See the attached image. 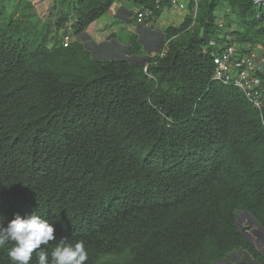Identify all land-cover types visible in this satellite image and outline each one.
<instances>
[{
	"label": "trees",
	"instance_id": "1",
	"mask_svg": "<svg viewBox=\"0 0 264 264\" xmlns=\"http://www.w3.org/2000/svg\"><path fill=\"white\" fill-rule=\"evenodd\" d=\"M4 1V226L16 215L45 218L57 238L42 246L49 259L67 238L84 242L86 264H217L239 251L264 264L236 224L245 212L264 229V106L258 111L239 89L211 81V53L222 36L264 50V5L188 0L181 24L163 31L162 57L135 64L92 59L79 40L48 46L49 24L39 29L30 15L15 17ZM121 1L155 18L171 7L76 0L72 35L80 37ZM216 12L223 13L221 26ZM68 22L61 13L53 28ZM140 54L132 35L127 56ZM8 247L0 249V264H12ZM30 264H38L35 253Z\"/></svg>",
	"mask_w": 264,
	"mask_h": 264
},
{
	"label": "crops",
	"instance_id": "2",
	"mask_svg": "<svg viewBox=\"0 0 264 264\" xmlns=\"http://www.w3.org/2000/svg\"><path fill=\"white\" fill-rule=\"evenodd\" d=\"M180 3L185 6L183 0H180ZM137 11L138 8L129 2L121 1L114 3L103 17L90 24L80 36L84 48L91 51L96 60L127 59L135 64H142L149 54L158 52L163 46L164 34L163 31L155 30L148 26L146 24L149 21L148 19L139 22L136 19ZM99 20H105L102 24L109 26V36L100 40L90 32V28L97 24ZM132 35H135L137 38V42L141 47V54L128 57L129 38ZM142 47L144 54H142ZM253 227L248 233L245 231V235L249 242L258 250L259 242L264 240V232L255 225ZM250 234L255 235V237H252ZM259 253L264 256V251L259 250ZM217 264L254 263L242 251H239L238 253H232L227 259Z\"/></svg>",
	"mask_w": 264,
	"mask_h": 264
},
{
	"label": "built area",
	"instance_id": "3",
	"mask_svg": "<svg viewBox=\"0 0 264 264\" xmlns=\"http://www.w3.org/2000/svg\"><path fill=\"white\" fill-rule=\"evenodd\" d=\"M162 2H168L171 6L176 5L183 8L180 0H156V9ZM257 4L263 5L264 2L255 0ZM136 19L143 20L155 19L154 11L149 9H138ZM221 26L222 21H217ZM71 38L64 36L62 38L63 47H67ZM214 45V42H211ZM164 44L163 47H165ZM162 47V48H163ZM161 48V49H162ZM211 53L213 72L211 81L224 86H230L239 89L248 100V102L258 111L264 106V50L262 46L244 47L239 46L231 36H222V42L215 47ZM161 49L156 53H151L149 57L158 55L162 57ZM147 66L143 68L145 73ZM248 233V231H246ZM264 251V240L259 242V246Z\"/></svg>",
	"mask_w": 264,
	"mask_h": 264
},
{
	"label": "clouds",
	"instance_id": "4",
	"mask_svg": "<svg viewBox=\"0 0 264 264\" xmlns=\"http://www.w3.org/2000/svg\"><path fill=\"white\" fill-rule=\"evenodd\" d=\"M54 227L43 217L33 213L27 217L16 215L4 226L0 218V249L8 247L12 264H30L33 253L38 264H86L88 252L83 241L70 243L67 238L59 239L50 253L45 247L57 241Z\"/></svg>",
	"mask_w": 264,
	"mask_h": 264
},
{
	"label": "rangeland",
	"instance_id": "5",
	"mask_svg": "<svg viewBox=\"0 0 264 264\" xmlns=\"http://www.w3.org/2000/svg\"><path fill=\"white\" fill-rule=\"evenodd\" d=\"M75 1L76 0H5L4 2L8 10H12L14 8L13 12L15 17L20 19L27 18L29 17V15L33 17L39 29L42 28L45 23H48L50 25H48V32L51 34V41L48 43V46H51L55 39L61 40L64 35H68L71 38V41L79 40L81 42L80 37H75L71 33V26L75 21V16L73 13V5ZM183 2L185 3V6L183 5V8H180L176 5H173L170 8H165L159 17L153 20H149L148 22H146V24L152 27V29L160 31H164L168 27L179 26L183 21L184 17L189 12L186 7L188 4V0H183ZM61 13H66L69 15V22L63 29L57 31L54 30L53 23ZM216 14H219L218 19L220 21L224 20L223 13L216 12ZM103 21L105 20H99L97 24L90 28V32L97 36L99 40L107 38V36H109V26H104V24H102ZM90 54L91 58L94 59V55L92 54V52ZM142 54H144L143 47ZM253 226L254 225L250 219L243 215L240 217L238 221V227L244 232V234L245 231L253 229ZM250 235L252 237H255V235L253 234ZM257 248L258 251H262L261 247Z\"/></svg>",
	"mask_w": 264,
	"mask_h": 264
},
{
	"label": "water",
	"instance_id": "6",
	"mask_svg": "<svg viewBox=\"0 0 264 264\" xmlns=\"http://www.w3.org/2000/svg\"><path fill=\"white\" fill-rule=\"evenodd\" d=\"M255 3L257 4V2H255ZM241 215L247 216L256 227H258L260 230H262L264 232V229L260 226V224L251 215H249L245 212L239 213L238 218L236 220L237 225H238V221H239ZM243 237L246 241H249L245 234H243ZM260 255L264 258L263 254H260Z\"/></svg>",
	"mask_w": 264,
	"mask_h": 264
}]
</instances>
